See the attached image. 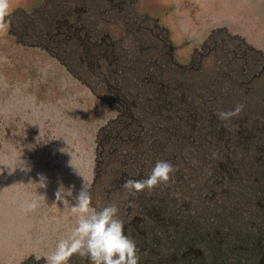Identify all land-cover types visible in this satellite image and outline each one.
Masks as SVG:
<instances>
[{
    "label": "rangeland",
    "instance_id": "374dc122",
    "mask_svg": "<svg viewBox=\"0 0 264 264\" xmlns=\"http://www.w3.org/2000/svg\"><path fill=\"white\" fill-rule=\"evenodd\" d=\"M189 4H11L0 34V223L24 230L0 264H46L76 226L83 187L97 211L117 206L138 264H264V42L225 22L192 31ZM255 18L264 34L263 6ZM237 105L239 116L218 118ZM157 161L176 169L168 184L122 187ZM61 187L72 189L67 203Z\"/></svg>",
    "mask_w": 264,
    "mask_h": 264
},
{
    "label": "clouds",
    "instance_id": "9594fccd",
    "mask_svg": "<svg viewBox=\"0 0 264 264\" xmlns=\"http://www.w3.org/2000/svg\"><path fill=\"white\" fill-rule=\"evenodd\" d=\"M12 14L10 0H0V34L7 35L10 31ZM6 61V58H4ZM243 105H237L232 111L217 113L221 121L239 116ZM176 169L167 161H157L147 179L125 180L122 187L129 193H139L147 189L149 192L168 184ZM44 185L42 184V187ZM56 200L63 201L65 196H72V189L66 191L61 187L56 192ZM75 205L71 212L76 217V226L70 235L61 239L53 252L46 255V264H68L73 255L88 258L91 264H138L140 259L136 243L124 233V224L118 218V208L109 204L97 211L92 206L91 195L84 187L75 197ZM36 202L28 205L32 210Z\"/></svg>",
    "mask_w": 264,
    "mask_h": 264
},
{
    "label": "crops",
    "instance_id": "0c3cea01",
    "mask_svg": "<svg viewBox=\"0 0 264 264\" xmlns=\"http://www.w3.org/2000/svg\"><path fill=\"white\" fill-rule=\"evenodd\" d=\"M187 4L196 7V13L192 17H189L188 14H184V20L187 26H191V30L195 31L198 29L204 30L203 27L209 24H218V23H227L234 27V29L244 34L245 36L254 32L257 44L262 45L264 42V34H255L256 27L258 26V22L255 18L257 5L264 7V0H236V2L232 3L233 7L230 8V11L233 14H224L217 17L215 13H218L212 5L208 3L207 0H184ZM234 1V0H233ZM229 5V4H227ZM223 16H231V18H222ZM195 17V20H194ZM198 23V25H196ZM248 33V34H247ZM251 36V35H250Z\"/></svg>",
    "mask_w": 264,
    "mask_h": 264
},
{
    "label": "bare ground",
    "instance_id": "6f19581e",
    "mask_svg": "<svg viewBox=\"0 0 264 264\" xmlns=\"http://www.w3.org/2000/svg\"><path fill=\"white\" fill-rule=\"evenodd\" d=\"M20 0H10V3H16L19 2ZM208 3L214 7H218L215 8L216 11H218V13H215V15H217V17L219 16V14L224 15V14H232V12L230 13V2H233V0H207ZM155 5H157L155 3ZM158 6V5H157ZM231 18V16H229ZM222 18H227V16H223ZM176 25V24H175ZM176 27V26H175ZM174 27V28H175ZM178 30V28H177ZM13 217V216H11ZM17 217H14V219H16ZM17 219L20 220V217H18ZM19 220H15L19 222ZM13 220L8 219L7 222V226H4L6 224V222L4 223V225L2 226V223H0V246H2L3 250L0 251V254L4 257H6V262H8V258L11 257V253L13 251V248L10 246L12 239L14 240L15 238L19 239L18 237L23 235V230L22 231L19 229V225L16 223H14V225L12 224ZM21 221V220H20ZM23 228V227H22ZM13 232L15 233L14 237L9 236V233ZM11 234V233H10ZM16 240V239H15Z\"/></svg>",
    "mask_w": 264,
    "mask_h": 264
}]
</instances>
